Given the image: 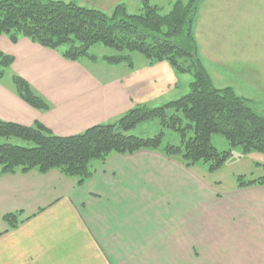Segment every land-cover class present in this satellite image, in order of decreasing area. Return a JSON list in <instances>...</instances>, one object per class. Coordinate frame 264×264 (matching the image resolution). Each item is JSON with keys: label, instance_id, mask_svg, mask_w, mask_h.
<instances>
[{"label": "crops", "instance_id": "0c3cea01", "mask_svg": "<svg viewBox=\"0 0 264 264\" xmlns=\"http://www.w3.org/2000/svg\"><path fill=\"white\" fill-rule=\"evenodd\" d=\"M59 1L96 3L104 13L126 5ZM175 1L168 0L170 7ZM192 33L213 87L232 89L264 114V0H200ZM0 52L13 58L10 77L23 79L49 105L35 110L2 78L0 121L39 122L58 137L112 122L135 105H163L185 91L178 89L186 75L166 62H142L101 80L81 62L25 38L12 44L1 36ZM94 169L81 186L57 170L0 176V264H264V186L218 193L149 151L111 155ZM16 212L24 221L8 229L3 216Z\"/></svg>", "mask_w": 264, "mask_h": 264}, {"label": "trees", "instance_id": "16d2710c", "mask_svg": "<svg viewBox=\"0 0 264 264\" xmlns=\"http://www.w3.org/2000/svg\"><path fill=\"white\" fill-rule=\"evenodd\" d=\"M200 0L175 1L161 13L150 0H141V13L129 14L123 4L106 14L74 2L59 0H0V37L12 44L25 38L33 44L57 52L64 60L79 63L93 59L88 50L102 45L118 53L105 56L108 65H134L126 53L143 56L147 66L166 62L177 75H190L189 91L160 106L135 105L116 120L96 125L84 132L58 137L39 122L30 127L0 121V176L57 170L81 186L94 173V162L103 163L111 155H133L140 151L160 154L187 170L205 163L212 173L230 156L211 144L219 134L231 149L243 154H264V115L232 89L213 87L207 69L198 55L192 33ZM13 58L0 52V80L10 69ZM13 92L37 111L49 105L35 94L28 83L12 75ZM158 121L160 132L153 137L130 133L138 124ZM164 131L176 133L179 144L163 143ZM18 139L26 145L11 144ZM264 186V174L236 188ZM21 212L3 216L8 229L23 221Z\"/></svg>", "mask_w": 264, "mask_h": 264}, {"label": "rangeland", "instance_id": "374dc122", "mask_svg": "<svg viewBox=\"0 0 264 264\" xmlns=\"http://www.w3.org/2000/svg\"><path fill=\"white\" fill-rule=\"evenodd\" d=\"M126 1V8L129 14H139L141 13V0H124ZM158 8L161 13H166L170 9V5L168 4V0H155ZM187 0H184L186 2ZM96 4V3H95ZM92 5L93 7L84 6L89 9L98 8L97 5ZM152 4V2H150ZM98 10V9H96ZM112 11V10H111ZM111 11L105 12L109 14ZM88 53L93 59L83 58L80 62L81 64L87 68L92 74L96 75L101 80H109L118 76L120 74H124L129 72L126 63H121L117 65H108L103 61V57L105 56H115L118 53L114 52L111 49L105 48L102 45H94L89 48ZM130 57V62L134 66H139L140 63H144L145 59L143 56L137 53H126ZM11 75L6 72L2 81L6 84L11 83ZM183 77V76H182ZM185 78H181L179 84V91H181L185 87V91L181 96L187 94L189 91V83L192 81L190 75L184 76ZM187 77V83L184 82V79ZM187 84V85H186ZM183 94V95H182ZM180 96V95H178ZM175 96L174 98H180ZM172 100V98L170 99ZM176 100V99H175ZM257 110H259L257 108ZM260 111V110H259ZM264 112V110L262 111ZM264 115V114H263ZM160 132V127L158 121L156 119H150L146 122L138 124L130 133L137 137H153ZM164 139L163 143H170L173 145L179 144V136L176 133L170 131H164ZM211 144L218 151H228L230 149V156L224 162L222 167L217 171L209 173L207 171L208 165L205 163H198L196 166L190 170L198 177L204 185L216 190L218 193H227L234 188H236L238 182H248L250 180L256 179L264 174V154H260L257 152H250L248 154H243L240 148L231 149L228 145V142L224 139L223 136L216 134L211 136ZM11 144L17 145H26L24 142L18 139H11ZM94 162L93 166L95 165Z\"/></svg>", "mask_w": 264, "mask_h": 264}]
</instances>
